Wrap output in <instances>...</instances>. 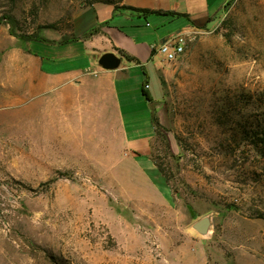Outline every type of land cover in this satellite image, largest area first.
<instances>
[{
	"label": "rangeland",
	"instance_id": "1",
	"mask_svg": "<svg viewBox=\"0 0 264 264\" xmlns=\"http://www.w3.org/2000/svg\"><path fill=\"white\" fill-rule=\"evenodd\" d=\"M118 1L0 0V264H264V0H229L182 56L156 58L165 190L104 131L69 130L17 92V40L67 39L76 10Z\"/></svg>",
	"mask_w": 264,
	"mask_h": 264
},
{
	"label": "crops",
	"instance_id": "2",
	"mask_svg": "<svg viewBox=\"0 0 264 264\" xmlns=\"http://www.w3.org/2000/svg\"><path fill=\"white\" fill-rule=\"evenodd\" d=\"M228 2L119 0L83 6L71 17L67 39L48 31L37 39L17 40L21 43L17 92L21 85L41 103L48 101L55 115L63 114V125L69 130L85 131L93 138L104 131L108 138L102 144L116 155L118 163L121 152L151 186L165 190L167 184L151 160L157 133L152 105L159 101L151 83L158 82L164 71L156 61L161 55L153 47L177 34L190 35L208 26ZM24 50L31 67L23 64ZM104 54L118 59L117 68L108 70L100 64Z\"/></svg>",
	"mask_w": 264,
	"mask_h": 264
},
{
	"label": "built area",
	"instance_id": "3",
	"mask_svg": "<svg viewBox=\"0 0 264 264\" xmlns=\"http://www.w3.org/2000/svg\"><path fill=\"white\" fill-rule=\"evenodd\" d=\"M185 46L186 36L177 34L160 44L157 48L153 47V50L163 56L166 61L172 62L183 55ZM145 88L147 89L148 86L146 85Z\"/></svg>",
	"mask_w": 264,
	"mask_h": 264
},
{
	"label": "water",
	"instance_id": "4",
	"mask_svg": "<svg viewBox=\"0 0 264 264\" xmlns=\"http://www.w3.org/2000/svg\"><path fill=\"white\" fill-rule=\"evenodd\" d=\"M100 64L103 65L108 70H113L117 68L119 61L113 54H104L100 58ZM209 222L207 219L199 221L195 224V229L199 232H206L208 228Z\"/></svg>",
	"mask_w": 264,
	"mask_h": 264
},
{
	"label": "trees",
	"instance_id": "5",
	"mask_svg": "<svg viewBox=\"0 0 264 264\" xmlns=\"http://www.w3.org/2000/svg\"><path fill=\"white\" fill-rule=\"evenodd\" d=\"M138 12L143 13V14H159L160 12H156V11H151V10H138ZM167 15H172V16H176V17H186V15L183 14H176V13H167ZM96 29L93 30L91 32V34L95 33ZM12 36H15L14 34H12ZM35 38H30L29 40H33ZM28 41V40H27ZM145 98L147 99V101L150 102L149 96L146 92H143ZM152 122L155 126H158L159 123L157 121V118L155 117V115H152ZM260 135H262L261 141L264 142V130H262V132H260Z\"/></svg>",
	"mask_w": 264,
	"mask_h": 264
}]
</instances>
